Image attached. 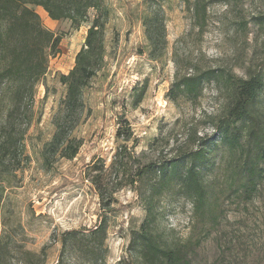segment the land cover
I'll return each instance as SVG.
<instances>
[{"label":"trees","instance_id":"1","mask_svg":"<svg viewBox=\"0 0 264 264\" xmlns=\"http://www.w3.org/2000/svg\"><path fill=\"white\" fill-rule=\"evenodd\" d=\"M181 1L190 15L191 27L197 29V36L202 35L208 7L216 1ZM35 7L52 21H70L75 30L87 22L88 11H94L72 68L57 76L65 93L51 115L54 132L40 148L44 168L78 154L82 140L75 133L91 113L83 94L103 68L106 55L104 34L110 9L105 0H0V264H45L51 247L45 244L38 252L29 250L22 224L2 215L6 191L20 188L31 166L26 143L31 127L40 122L41 114L35 108L37 89L44 85L42 100H46L49 87L44 78L62 40L61 34L42 25ZM254 22L258 28L264 27V15L255 17ZM142 26L149 57L160 60L167 45L163 15L149 12ZM175 54L176 70L165 96L168 101L194 104L204 85L210 83L226 93L224 109L210 120L212 132L202 136L188 132L170 156L141 162L133 151L138 139L129 121L119 117L115 133L118 146L111 163L105 167L97 160L87 167L99 197L100 219L92 228L60 234L57 264H107L109 214L114 211V195L127 188L136 194L144 211L139 226L129 230L127 264H190L189 256L219 226L225 202L240 194L245 201L251 200L257 185L264 181L260 168L264 163V113L259 108L264 96V58L246 67L242 78L228 69L203 67ZM158 142L156 139L152 145ZM207 173L214 175L206 181ZM178 200L191 205L190 230L184 239L168 238L158 228L167 206Z\"/></svg>","mask_w":264,"mask_h":264},{"label":"rangeland","instance_id":"2","mask_svg":"<svg viewBox=\"0 0 264 264\" xmlns=\"http://www.w3.org/2000/svg\"><path fill=\"white\" fill-rule=\"evenodd\" d=\"M215 1L208 7L203 34L197 36L181 0H105L110 9L104 34L106 55L103 68L83 94L91 113L75 133L82 145L76 157L61 159L49 169L43 167L39 152L54 132L51 115L65 93L57 76L72 68L94 11L89 10L87 22L75 30L70 21H52L41 8H34L42 25L61 34L62 40L59 54L48 63L46 100H42L44 85L37 89L35 108L41 114L40 122L31 127L26 143L31 166L23 175L21 187L6 191L2 215L22 224L29 250L38 252L43 245L51 244L45 264H57L63 231L89 229L99 221V197L89 181L87 167L97 160H102L105 167L111 163L118 146L115 133L119 117L129 121L138 139L133 151L141 162L170 156L188 132L198 136L212 132L210 120L224 109L226 93L210 83L204 85L194 104L168 101L165 96L176 70L174 53L203 67L228 69L242 78L246 67L264 58V27L258 28L254 22L255 17L264 15V0ZM151 11H160L164 17L167 45L160 60L149 57L144 37L142 21ZM259 108L264 113V96ZM156 139L159 142L152 145ZM219 157L220 153L216 163ZM260 168L264 171V163ZM213 175L207 173L206 181ZM256 189L249 201L240 194L225 202L219 226L189 256L190 264H264V181ZM114 198L106 241L107 264H127L129 230L139 226L144 211L128 188L118 191ZM190 214V203L178 200L167 206L158 228L168 238L184 239L190 230Z\"/></svg>","mask_w":264,"mask_h":264}]
</instances>
